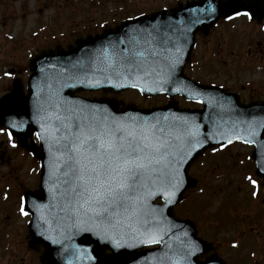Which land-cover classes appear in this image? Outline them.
<instances>
[{
    "label": "water",
    "instance_id": "95a60500",
    "mask_svg": "<svg viewBox=\"0 0 264 264\" xmlns=\"http://www.w3.org/2000/svg\"><path fill=\"white\" fill-rule=\"evenodd\" d=\"M245 11L263 19L264 0L187 1L168 11L126 21L103 34L77 38L68 50H42L30 61L27 94L21 83L14 82L12 91L0 98V126L22 145L34 132L40 139V146H31L41 159L39 189L26 192L24 202L33 216L28 236L36 247H45L46 264H225L215 256L197 261L196 255L206 246L190 235L188 221L176 219L172 211L183 193L196 185V180L187 176V168L208 147L261 135V142L254 139V157L258 173L264 175V102L241 105L232 94L186 78L183 69L197 32L208 31L221 17ZM102 88L115 92L137 88L146 95L184 94L187 99L202 100L205 108L179 109L170 102L152 109L128 106L118 110L114 100L74 94ZM68 107L99 117L159 121L173 137H179L172 140L174 155L169 157L171 169L178 168L181 181L172 202L153 188L156 194L147 198L138 214L107 234L82 210L74 211L68 185L63 183V169L57 171L56 166L59 146L53 135L61 133L51 131L60 127L55 114H67ZM157 198L163 203H154ZM149 230L160 237L159 242H141L145 238L142 233ZM154 244L160 246L143 249ZM106 249L111 253L106 254Z\"/></svg>",
    "mask_w": 264,
    "mask_h": 264
},
{
    "label": "rangeland",
    "instance_id": "374dc122",
    "mask_svg": "<svg viewBox=\"0 0 264 264\" xmlns=\"http://www.w3.org/2000/svg\"><path fill=\"white\" fill-rule=\"evenodd\" d=\"M93 1L98 2L91 4ZM124 1L129 2L126 6L129 9L122 15L121 6H125L122 5ZM184 1L186 0H0V96L11 89L14 80L21 82L26 89L30 74L29 59L42 48L72 43L76 32L79 35H86L88 31L90 34L97 31L99 33L102 28L100 25L106 19L115 23L138 12L148 13L170 8ZM85 3H90L89 8L85 7ZM131 6H137V10L132 11ZM101 20L103 21L100 23ZM95 23L97 26H94ZM227 25L222 24L216 32L211 30L207 36L199 38V44L185 71L191 78L202 83L230 86L242 91V102L264 100V72L261 73V79L257 80L255 78H260V74L248 75V70H240L238 62L241 49L247 51L248 45H256L258 41L264 44V31H261V37L258 36V25L247 22L245 18L235 20L233 28ZM86 28L97 29L93 32ZM218 36L222 38L218 40ZM243 44L247 45L240 49ZM227 45L237 47L229 49ZM219 47L221 53L218 52ZM215 51L218 55L214 58L215 63H211L209 59L213 58L212 53ZM261 62L264 63V60ZM250 80L253 81L249 86L247 84ZM242 84L246 86L243 87ZM79 94L88 98H114L118 106L133 104L150 108L165 105L173 99L181 107H198L180 96L146 97L134 90L120 93L100 90ZM31 140L36 142V138ZM251 152L249 147L238 144L215 154L208 153L189 166V175L198 180V185L183 195L182 201L185 202L177 205L173 213L177 217L196 221L199 226L198 234H202L213 245L214 248L201 259L215 252L230 264H254V260L248 258L255 252L251 248H259L258 259L261 257L264 187L261 190V182L254 173L255 169L248 167L252 165L248 163ZM247 174H254L252 177L258 185L256 193L259 194L256 198L251 195L252 187L245 180ZM39 179V157L32 155L29 149L22 148L16 138L0 128V264H43V247L38 250L31 248L26 237L27 223L31 216L21 211L22 194L29 189L36 190ZM245 224L252 225L255 229ZM243 226H246L248 232L242 238L243 248H231L230 241L240 238L239 232L243 231ZM208 227L209 230L205 231ZM214 230L216 238H212ZM251 233L254 236L249 237Z\"/></svg>",
    "mask_w": 264,
    "mask_h": 264
},
{
    "label": "snow or ice",
    "instance_id": "6c2138e0",
    "mask_svg": "<svg viewBox=\"0 0 264 264\" xmlns=\"http://www.w3.org/2000/svg\"><path fill=\"white\" fill-rule=\"evenodd\" d=\"M65 112L55 114L60 127L51 131L61 133L53 135L59 146L56 166L57 171L63 169V183L68 185L74 211L82 210L107 234L138 214L147 198L156 194L153 188L172 202L181 181L178 168L171 169L169 157L174 155L172 140L179 137H173L159 121L99 117L74 107ZM166 168L171 170L165 172ZM21 211L27 215L23 207ZM142 235V243L160 239L152 230Z\"/></svg>",
    "mask_w": 264,
    "mask_h": 264
},
{
    "label": "flooded vegetation",
    "instance_id": "af4514ba",
    "mask_svg": "<svg viewBox=\"0 0 264 264\" xmlns=\"http://www.w3.org/2000/svg\"><path fill=\"white\" fill-rule=\"evenodd\" d=\"M87 3H85V7L86 8H89L88 6H89V3H88V5H86ZM93 4H96V3H93ZM122 5H125V6H121L122 7V9H123V12H122V15H124V13L129 9V8H127L126 9V6H128L129 5V2H127V1H124V3L122 4ZM137 6H131L130 8H132V11H134V10H137V8H136ZM149 12H151V11H149ZM148 12V13H149ZM144 13H146V12H141V13H136V14H134V15H130V16H133V17H136V16H138V15H140V14H144ZM93 16V15H91V14H88V16ZM124 18V17H123ZM125 18H127V17H125ZM93 19V18H92ZM103 20H101L100 21V23L102 22ZM100 23H99V25H100ZM109 24V25H108ZM110 24H111V22H109L107 19H106V21H105V23H103L102 25H100V26H102V28L99 30L100 32H102L103 30H105L106 28H108L109 26H110ZM222 24H225V25H227V27H229L230 26V28H233L232 27V23H230V22H226V21H222V22H219L212 30L213 31H217L218 30V28L220 27V25H222ZM105 25H107V26H105ZM257 25H258V31L256 32L257 34H258V36H260L261 37V20H260V22L259 23H257ZM94 26H97V24L95 23V25ZM90 28V27H89ZM89 28H86V29H89ZM96 29L97 28H91V29H89V30H91V31H96ZM220 29V28H219ZM226 31H229V30H227V29H225ZM83 31V30H82ZM81 31V32H82ZM212 31V32H213ZM85 32V31H84ZM98 32V31H97ZM96 32V33H97ZM89 33H91L90 31H88V33L87 34H89ZM77 35H79V32H76V34H75V36H77ZM74 36V37H75ZM219 38H222V36H218L217 37V39L219 40ZM229 39H231V37L229 38ZM251 39H252V37H251ZM264 40V39H263ZM252 40H250V42H251ZM70 44V43H69ZM69 44H65L64 46H68ZM247 45V44H246ZM246 45H242V46H240V49L241 48H244ZM237 47V45H227V47L229 48V49H231V47ZM223 47V46H222ZM215 48H216V43H215ZM247 51H245V50H240V53H241V55H240V57H239V59H238V62H239V68H240V70H242V71H245V70H248L247 72H248V75H250L251 73H252V75L253 76H255V74H260V78H255V79H257V80H259V79H261V67H262V70L264 71V63H262L261 62V60H264V44L261 42V41H258V44H256V45H254V44H250V45H248L247 47ZM217 49V48H216ZM262 50V51H261ZM232 51L233 50H231L230 51V53H232ZM218 52L219 53H221V47H219L218 48ZM217 55H218V53H217V51H215V53H212V56H213V58L212 57H210V59H209V62H214L215 63V57H217ZM251 81H253V80H250L249 82H248V84L247 85H251L252 84V82ZM242 86L243 87H245L246 86V84L245 85H243L242 84ZM226 91H230V92H237V93H239V95L241 96L242 95V91H240V90H235V89H233V88H230V86H225V87H223ZM242 97V96H241ZM259 179V181L261 182V190H262V187H264V179H261V178H258ZM248 182V181H247ZM248 185L251 187V185H250V182H248ZM251 195H252V192H251ZM258 196H259V194H258ZM261 197H262V195H261ZM263 197H264V194H263ZM261 218H264L262 215H261ZM261 232L262 233H264V228L261 230ZM217 236H216V230H214L213 231V233H212V238H216ZM212 248H214L213 247V245H212ZM264 251V234H263V236H262V240H261V264H264V255L262 256V252Z\"/></svg>",
    "mask_w": 264,
    "mask_h": 264
}]
</instances>
